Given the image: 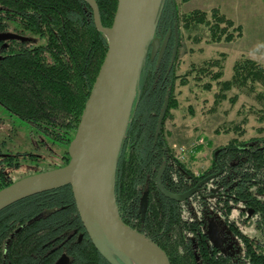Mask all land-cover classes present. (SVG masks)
<instances>
[{"label":"trees","instance_id":"obj_1","mask_svg":"<svg viewBox=\"0 0 264 264\" xmlns=\"http://www.w3.org/2000/svg\"><path fill=\"white\" fill-rule=\"evenodd\" d=\"M96 1L102 24L110 27L118 0ZM213 16L214 25L221 22L232 25L225 16L215 12ZM209 21L205 11L195 9L183 15L178 0H164L155 31L161 43L154 56L151 48L146 53L117 160L116 203L123 220L165 250L171 264H198L193 241L189 239L192 236L196 239L200 229L201 239H209L205 232L207 222L220 215V220L227 223L231 240L223 243V249L209 240L211 245L206 247L202 241L201 264H264V136L250 140L234 137L218 148L201 179L220 169L223 173L201 186V214L198 200L178 202L163 196L157 188L156 177L163 162L168 163L166 176L162 178L167 191L180 194L195 183L193 173L186 171L180 156L168 146L163 128L170 109L177 105L176 68L181 28L192 31ZM227 26L221 29L223 35ZM8 30L16 31L24 39L9 40L8 49L2 50L0 103L10 113L34 123L52 143L67 144L69 148L108 49V38L95 26L89 1L0 0V33ZM30 35L37 36L41 42L34 45ZM177 35L179 49L171 66ZM231 38L227 35L225 39ZM221 76L218 73L213 78L219 80ZM218 84L220 100L232 88L255 93L260 106L257 119L264 123V66L252 59L236 61L232 77L219 80ZM255 86L262 90L254 92ZM167 101L168 110L157 138L159 116ZM203 148L199 145L193 153ZM12 158L15 159L9 156L7 164L0 161V190L16 182L11 174L21 163L19 159L11 161ZM62 158L64 165L68 164V152ZM217 187L220 193L229 196L227 200L212 197ZM144 198L146 208L142 209ZM185 203L186 208L182 206ZM247 208L252 212H246ZM241 216L248 223L240 225L237 218ZM70 231L87 236L70 186L20 200L0 211V264H55L56 255L51 257L47 253ZM121 263L131 264L124 260ZM74 264L109 263L87 239L76 250Z\"/></svg>","mask_w":264,"mask_h":264},{"label":"water","instance_id":"obj_2","mask_svg":"<svg viewBox=\"0 0 264 264\" xmlns=\"http://www.w3.org/2000/svg\"><path fill=\"white\" fill-rule=\"evenodd\" d=\"M88 1L93 10L95 26L108 38V49L75 137L69 145L70 160L65 166L26 176L1 189L0 211L35 194L70 186L83 226L96 250L109 264H122L121 260L131 264H171L165 250L123 220L115 197L117 160L139 88L142 66L147 51L151 48L154 56L161 43L155 37V31L164 0H118L110 27L102 24L97 1ZM9 39L24 37L0 33V42ZM178 48L177 35L171 66ZM168 106L167 101L161 110L157 138L162 132ZM121 108H124V113L112 140L111 132ZM164 169L165 166L157 177L159 189L166 197L178 202L190 198L200 185L221 173L206 177L198 186L183 194H172L161 183ZM21 229L15 230L9 241ZM208 233L212 242L216 243L215 228L210 227Z\"/></svg>","mask_w":264,"mask_h":264},{"label":"rangeland","instance_id":"obj_3","mask_svg":"<svg viewBox=\"0 0 264 264\" xmlns=\"http://www.w3.org/2000/svg\"><path fill=\"white\" fill-rule=\"evenodd\" d=\"M178 3L181 14L198 9L205 11L210 20L196 30L181 28L177 105L170 109L163 128L168 146L197 173L209 167L218 148L230 139L264 136L261 129L264 123L257 119L260 106L255 93L232 88L226 91L224 99L217 97L218 81L232 77L236 61L252 59L264 66V0H178ZM214 12L230 19L232 25L223 22L214 25ZM225 26L223 35L221 29ZM227 35L232 38L226 40ZM30 36L34 45L41 42L37 36ZM218 36L220 39L216 40ZM218 73L222 76L216 80L213 76ZM261 90L255 86L254 92ZM197 145L204 148L194 154L191 151ZM67 148V144L52 143L34 123L10 113L0 103V159L13 155V161L20 160V167L11 174L16 181L65 166L62 157Z\"/></svg>","mask_w":264,"mask_h":264},{"label":"flooded vegetation","instance_id":"obj_4","mask_svg":"<svg viewBox=\"0 0 264 264\" xmlns=\"http://www.w3.org/2000/svg\"><path fill=\"white\" fill-rule=\"evenodd\" d=\"M1 33L17 34V32L13 31V30H10V31L8 30L7 32H1ZM17 35H19V34H17ZM9 40H13V39H9ZM9 40H5V41H1L0 42V59H2V57L4 56L3 53H2V50L5 49V48L8 49V47H9L8 46V44H9L8 41ZM9 156H13V155L6 156L4 158L5 160L0 159L1 164H7V162L9 161ZM11 161H13V158L11 159ZM163 166H165V169H164L162 177H161V183H162V178L164 177V175L166 176L165 173H166V171L168 169V163L167 162H163L162 163L161 167L158 170V174H159V171L162 169ZM189 170H190V168L187 167L186 171H189ZM190 171L193 173V176H191V177L193 178V180L195 182L194 186L192 188H187L186 190H184L180 194H183V193L195 188L196 186L199 185V183H201V181L203 179H205V177L201 179V176L204 175L203 172L200 171V172L195 173L192 170H190ZM220 171H221V173H223V169H220L219 172H217V173H220ZM217 173L215 172L213 174H217ZM158 174H157V177H158ZM213 174H210V175H213ZM177 175H175V176L177 177ZM210 175H208V176H210ZM157 177H156V182H157ZM166 184L168 185L169 183L166 181ZM157 188L159 189L158 182H157ZM215 190H217L216 193L214 195H212L214 199L218 198V199L227 200L229 198L228 195H226L224 193H220L218 191V187L215 188ZM159 191H160V189H159ZM161 194L163 196H165L162 192H161ZM205 196L208 197L210 195L205 194ZM188 200H198L199 214H201V185L198 187V191L195 192L194 194H192L191 197L187 199V201ZM187 201H185V202H187ZM141 206H142V209L146 208L145 207L146 206L145 198H144L143 202H141L140 207ZM182 206H184L186 208L187 207V203H185V205L182 204ZM241 206H242V204H241ZM242 207L246 208L245 206H242ZM248 211L250 213L252 212V211L249 210V208H247L246 212H248ZM220 218H221V215H220ZM220 218L218 217V219H217V217H216L214 221L208 220L205 232H207V234H209L208 232H209L210 227H214L215 231L217 233V242L215 244L214 243L213 244L218 246L219 248L223 249V245H224L223 243L224 242L227 243L228 242L227 240H229V239L231 240V235L229 233H227L228 231H226V229H227L226 228V226H227L226 221H225V224H224V222L222 220H220ZM237 219H238L237 221H238V223L240 225H243L244 223H248V221H244L246 219L245 216H244V218H243V216H241L240 218H237ZM144 220L145 219H142V218L140 219L139 218V221H144ZM200 222H201V219H200ZM147 231L150 232V233L152 232V231H150L148 229H147ZM199 232H200L199 236L196 237V239L194 238V236H192V237H190L189 240L193 241L192 247L194 248V254L196 255V259H197L198 264H201V245H202L201 242L204 241V243L206 244V247H210L211 244L209 242L212 241V240L210 239L209 235H208L209 239H206V238L201 239V229H200ZM66 235L67 236H66V238L64 240H62L60 243H57V246L54 247L53 249H50L48 251V253H47V254H51L52 255L51 257H55V255H56L55 264H74L75 263V252H76V250L79 249L81 246H83L84 243L87 241V239L88 240L90 239L88 234H87V232H86V230H85V235H87V236H83L84 235L83 233H80L79 235H77L76 232H74V231H72V232L70 231ZM77 238L80 239V241H78ZM208 240H209V242H208ZM208 244H209V246H208Z\"/></svg>","mask_w":264,"mask_h":264},{"label":"bare ground","instance_id":"obj_5","mask_svg":"<svg viewBox=\"0 0 264 264\" xmlns=\"http://www.w3.org/2000/svg\"><path fill=\"white\" fill-rule=\"evenodd\" d=\"M123 113H124V108H121L118 116H117V119L115 121V125L113 127V130L111 132V139L113 140L114 136L116 135L117 133V130H118V127L120 125V122H121V119H122V116H123ZM250 257V256H249Z\"/></svg>","mask_w":264,"mask_h":264}]
</instances>
